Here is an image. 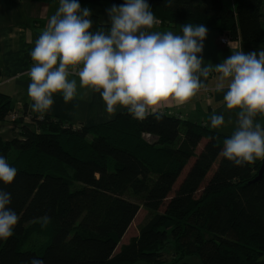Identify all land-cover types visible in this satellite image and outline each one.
<instances>
[{
  "label": "trees",
  "instance_id": "16d2710c",
  "mask_svg": "<svg viewBox=\"0 0 264 264\" xmlns=\"http://www.w3.org/2000/svg\"><path fill=\"white\" fill-rule=\"evenodd\" d=\"M44 1V0H32ZM93 11V31H107L94 13L123 0H80ZM162 25L204 24L231 41L264 44V0H149ZM16 111L0 91V121ZM19 133L0 137V154L17 168L13 235L0 239V264H162L167 242L175 264H264L262 161L235 166L220 155L230 136L167 114L134 119L128 110L94 127L18 110ZM151 137V139H148ZM202 145V146H201ZM138 235L123 237L140 208ZM44 215L51 219L42 227ZM45 241L30 240L38 229ZM191 257V259H190ZM193 258V259H192Z\"/></svg>",
  "mask_w": 264,
  "mask_h": 264
},
{
  "label": "clouds",
  "instance_id": "9594fccd",
  "mask_svg": "<svg viewBox=\"0 0 264 264\" xmlns=\"http://www.w3.org/2000/svg\"><path fill=\"white\" fill-rule=\"evenodd\" d=\"M174 0H165L171 5ZM107 31H93V11L80 0H59V7L35 41L30 56L28 95L32 111L44 114L54 104V94L65 103L79 86L100 92L106 111L126 107L138 120L169 99L182 104L205 87L210 73H218V91L228 110L236 112L235 131L223 140L220 155L235 166L264 159V126L255 122L264 115V46L246 52L231 40L225 43L231 55L218 64L205 63L202 55L208 28L204 24H184L182 34L151 31L159 23L149 0H123L106 8ZM223 114H213V128L224 125ZM17 168L0 154V182L11 184ZM11 193L0 189V239L13 235L19 216L9 205ZM45 227L50 217L39 218ZM30 264H44L33 256Z\"/></svg>",
  "mask_w": 264,
  "mask_h": 264
},
{
  "label": "crops",
  "instance_id": "0c3cea01",
  "mask_svg": "<svg viewBox=\"0 0 264 264\" xmlns=\"http://www.w3.org/2000/svg\"><path fill=\"white\" fill-rule=\"evenodd\" d=\"M58 7L59 0H0V91L11 97L16 110H26L25 121H29L30 117H40L44 114L58 117L73 124L74 127H94L114 120L127 108L118 105L115 112L109 114L100 92L88 87H80L79 77L75 74L69 76V79L77 81V93L71 102L65 103L62 95L57 93L54 94V104L51 109L44 114L36 113L29 107L32 101L28 95L30 83L28 72L34 63L30 51ZM94 13L102 24H108L106 8L96 7ZM151 31H172L175 34H182L181 28L158 24ZM220 36L217 33H208L202 53L206 64H218L223 58L231 55V49L220 43ZM232 43L238 47L242 46L246 52L264 46L261 43H242L241 41H232ZM218 76V73L212 72L206 79L201 77L205 87L199 89L184 103L179 104L169 99L154 108H149V114L176 116L181 120L202 124L225 135H231L236 129L238 110L226 108L223 96L227 88L225 87L223 91L217 90V85L220 83ZM213 114H223L224 125L219 128L211 127L210 117ZM255 122L264 126V115H257ZM15 124L10 117L0 121V137L8 140L19 133V126ZM262 160L257 159L254 162Z\"/></svg>",
  "mask_w": 264,
  "mask_h": 264
},
{
  "label": "rangeland",
  "instance_id": "374dc122",
  "mask_svg": "<svg viewBox=\"0 0 264 264\" xmlns=\"http://www.w3.org/2000/svg\"><path fill=\"white\" fill-rule=\"evenodd\" d=\"M235 1L236 0H223L224 4L233 10L235 9ZM15 125H17V127L20 126L17 123ZM148 139H151V137H149ZM148 213H149V211L147 209H145L143 207L140 208L135 220L133 221L129 230L127 231V233L123 237L121 244H126L132 237H135L138 235V228L145 221V219L148 216ZM30 240H32V241L35 240L34 244H37L38 246H40V244H42L45 241V238L42 235H40V231L38 228V229L33 230V236L30 238ZM177 258H178V256H177V252L174 249V245L170 241L167 242L163 247V252L161 255L162 264H175V262L178 261V260H176ZM190 259H191V257H190ZM135 264H148V263H146L145 261H138Z\"/></svg>",
  "mask_w": 264,
  "mask_h": 264
},
{
  "label": "built area",
  "instance_id": "2783aa9c",
  "mask_svg": "<svg viewBox=\"0 0 264 264\" xmlns=\"http://www.w3.org/2000/svg\"><path fill=\"white\" fill-rule=\"evenodd\" d=\"M158 25H162L161 21H159ZM225 39L230 40V38L228 37V35H226V34H222V35L220 36V39H219V40H220V43L223 44V45H227V44L224 42ZM9 117H10V120H11L12 122L16 121V120L19 118V111H18V110L14 111L13 113L10 114Z\"/></svg>",
  "mask_w": 264,
  "mask_h": 264
},
{
  "label": "water",
  "instance_id": "95a60500",
  "mask_svg": "<svg viewBox=\"0 0 264 264\" xmlns=\"http://www.w3.org/2000/svg\"><path fill=\"white\" fill-rule=\"evenodd\" d=\"M263 174H264V159L262 161V166L260 168L259 175H258V177L256 178L255 181L260 180L262 178Z\"/></svg>",
  "mask_w": 264,
  "mask_h": 264
}]
</instances>
